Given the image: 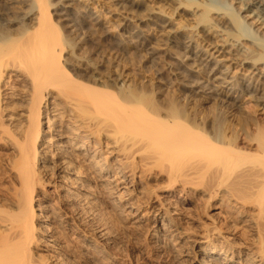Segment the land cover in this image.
<instances>
[{"label":"bare ground","instance_id":"bare-ground-1","mask_svg":"<svg viewBox=\"0 0 264 264\" xmlns=\"http://www.w3.org/2000/svg\"><path fill=\"white\" fill-rule=\"evenodd\" d=\"M15 1L0 7V264H73L78 246L96 264L101 205L131 195L167 258L264 264V124L242 103L264 108V0H114L144 11L150 35L119 25L150 68L85 37L92 13Z\"/></svg>","mask_w":264,"mask_h":264},{"label":"rangeland","instance_id":"rangeland-1","mask_svg":"<svg viewBox=\"0 0 264 264\" xmlns=\"http://www.w3.org/2000/svg\"><path fill=\"white\" fill-rule=\"evenodd\" d=\"M62 1L68 2L67 5H65L66 9L62 8L63 11L67 10L68 11L67 15H69L70 18H75V19L83 18L82 20L80 19L82 22L79 21L81 24L83 23V25L85 23L84 20L89 19L87 14L90 15V13H92L91 15L93 16L91 17L94 19L93 21H91L92 19H89L88 22L89 24L90 21L91 23H93L94 21L96 22L94 23L95 24L94 26L96 27H92L96 31L91 28L92 30H94V32L92 31L91 33V30H89L91 25L89 26L88 24L87 26L89 27L85 29L88 31L87 33H85V37H91L90 39L94 41V44H98L99 47L105 50H109L112 53H114L115 51L114 55H116L117 58L120 60V62H122L123 64H127L128 62H134L137 63L136 64L137 67L138 64L139 65L143 64L142 66L144 67L145 66L149 67V65H151V63L147 62L148 59L146 60L147 57L144 56L143 51L137 48L134 41L129 40L128 32L123 30L119 25L120 15H123L125 19L121 23L125 22L126 25L129 24L133 26L134 29L139 30L144 34L146 33L150 35L152 31L148 30L147 20L144 18L145 16L143 17V19H141L142 17L138 15V13L144 12L142 11L141 8H138L139 12L136 10V11H127V13L121 12L120 14V12L115 9V6L112 5L114 3V0H62ZM0 2H1L0 7L1 5H3L4 8H7L11 3L12 5L16 3L15 0H0ZM21 2L22 0H19L18 6L19 5L22 6L25 4L24 2L22 3ZM72 4H74V6H76L77 4L76 7L79 6V8L80 7L82 8V10L74 7ZM232 4L238 5V1L233 0ZM108 5H111V7ZM59 7L58 9H60ZM75 8L76 10H74ZM19 9L20 8H18V10ZM77 9L79 10L77 11ZM52 11L53 12L51 13V15L53 19L57 21V19L59 18V21H57V23L60 22V26H62L63 24L62 28L68 29V27L64 26V23L66 22L65 19L62 18L63 11L58 10V13H54V10ZM80 14L82 15L85 14V16H82ZM84 17L86 19H84ZM185 18L186 21L184 22L187 23L191 22L190 15H187ZM176 25H172L171 29L172 30L177 29ZM170 34L171 32L167 33V35ZM160 35H161L160 32L156 34L161 44L159 52L169 50L175 54V49L171 48L168 42H166L163 39L164 36H160ZM116 48L117 50H115ZM156 61H157L156 62L157 65L155 63L154 64L158 67L162 66L164 62H166L164 61L163 58L160 59L156 58ZM171 61H174V59L172 58ZM183 61H188L192 63V61L190 59H186V57L183 58ZM194 65L195 63H193L192 69L194 73H196L198 72V67H194ZM156 66L152 65V68L156 70L157 69ZM189 78L197 79V75L196 76L194 74L189 75ZM199 79L201 81L204 80V78H202L201 76L199 77ZM242 103L245 109L252 111L254 116L256 115L255 117L258 118L257 120L264 124V108H260L252 101H250L249 95L243 97ZM241 144L246 145L248 143L247 141L241 139ZM142 200L143 199L139 197L136 198V195H131L129 201L131 202V206L136 207V209L132 208L129 205L130 202L128 203L127 200H125L123 211L119 210V205L118 206L111 204L101 205L102 215L100 216V223H102V227L106 232V234L104 239L100 242L101 243V245L99 246L100 249L99 251L101 252V253L99 252L100 259L98 260L99 262H97L96 264H189L187 258L182 253V249L177 251L178 253L176 256L174 257L171 256L170 258L169 257L167 258L165 255L161 254L159 250L155 247V244L153 242L154 241L153 235H155V233L157 232V225H159V223H157L155 219H152L153 217H156L155 211L149 212L146 206H144V203L141 202ZM90 222L92 226L95 225L96 221L95 220L93 221L91 219ZM175 243H176L175 244L176 247L179 246L177 240L175 241ZM84 252L85 250L78 246V248L73 249L70 253L74 259H72L71 256L65 253H63V256L68 258L69 261L71 260L73 264H83L82 256Z\"/></svg>","mask_w":264,"mask_h":264}]
</instances>
